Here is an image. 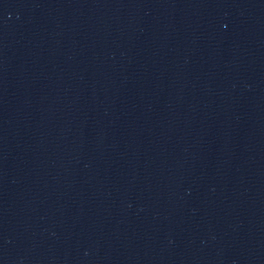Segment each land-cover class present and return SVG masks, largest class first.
Masks as SVG:
<instances>
[{
	"label": "water",
	"instance_id": "1",
	"mask_svg": "<svg viewBox=\"0 0 264 264\" xmlns=\"http://www.w3.org/2000/svg\"><path fill=\"white\" fill-rule=\"evenodd\" d=\"M0 264H264V0H0Z\"/></svg>",
	"mask_w": 264,
	"mask_h": 264
}]
</instances>
